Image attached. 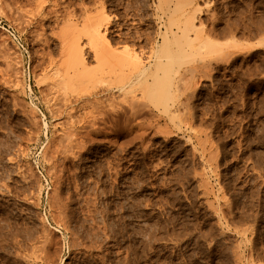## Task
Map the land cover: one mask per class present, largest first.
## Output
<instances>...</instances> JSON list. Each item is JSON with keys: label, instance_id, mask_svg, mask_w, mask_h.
Wrapping results in <instances>:
<instances>
[{"label": "rangeland", "instance_id": "1", "mask_svg": "<svg viewBox=\"0 0 264 264\" xmlns=\"http://www.w3.org/2000/svg\"><path fill=\"white\" fill-rule=\"evenodd\" d=\"M181 2L0 0V264H264V0ZM168 4L180 33L196 15L188 53L209 39L208 54L168 83L113 86L87 17L111 16L114 48L146 58Z\"/></svg>", "mask_w": 264, "mask_h": 264}, {"label": "bare ground", "instance_id": "2", "mask_svg": "<svg viewBox=\"0 0 264 264\" xmlns=\"http://www.w3.org/2000/svg\"><path fill=\"white\" fill-rule=\"evenodd\" d=\"M44 1V0H43ZM57 1V0H56ZM62 1H64V0H62ZM69 1H71V0H69ZM193 1V0H192ZM48 2V1H47ZM47 2H44V3H47ZM59 2V1H58ZM72 2H73V0H72ZM108 2V1H107ZM180 2H181V0H180ZM182 2H184V1H182ZM181 2V3H182ZM41 3V2H40ZM53 3V2H52ZM62 3H64V2H62ZM185 3V2H184ZM57 4V3H56ZM69 4V3H68ZM110 4V3H109ZM180 4V3H179ZM178 6V5H177ZM180 6V5H179ZM184 6V5H183ZM103 7V6H102ZM105 7V6H104ZM136 7H137V5H136ZM171 5L170 4H168V6L166 7V9H165V11H163L164 12V14H163V17L162 18H164L166 21H165V23L163 22V24H164V26H159L158 27V31H157V34L155 35V36H153V37H151V36H146V38H144V36L143 35H139V36H137L138 37V40L137 41H139V40H141V38H144V43H148V42H151L152 43V47H153V50L151 51V53L145 58V55H144V53H141V52H139V51H137V49H135L134 47H128V48H126V49H124L122 52H118L114 47H117V46H114V43L117 41V43H118V41H120V40H117L116 38H111V37H109V33L107 32L108 30H110L109 28H110V26H111V16H109L108 14L106 15V14H104V17H102L101 15V17L99 16V17H87V21L84 19L83 21L85 22H83L84 23V25L85 26H87V22H90L91 23V27H89L90 26V24H89V29H87L86 30V33L85 34H87V36L89 37V39H90V46L92 47V49H93V51H94V54H95V56L97 57V58H105V59H103V61L104 60H114L115 62V64H117V65H119L120 67H115V66H117V65H113V67H114V69L115 68H118V70H113L114 72H116L115 73V78H114V80H113V78H111L112 80H111V84L114 86L115 85V83H116V87H119V88H122V89H125V88H130V86L132 87L133 86V88H134V86H136V87H138L137 85H140L142 82H148V83H151V84H156L157 82V84H159V81H160V79H162L163 81H165L164 79L166 78L167 80H169L170 81V79L168 78L169 76H170V74L172 73L171 71L173 70V72H174V70H180V68H181V64L180 63H182L183 62V60H185L190 54L188 53V47L185 49V45L186 44H188V43H190L189 41H191L192 42V40H190L189 39V37H188V31L190 30V27L192 26L193 27V25L195 24V21L193 20L194 19V17L193 16H196V15H193L192 13H189L190 14V16H186L187 18V20H186V22H185V26L183 27V31H181L182 33H180V30H176L174 27H173V23H174V21L172 20L173 19V14H174V12H175V10H174V12L172 11V9H171ZM181 7V6H180ZM39 8V7H38ZM54 8V7H53ZM57 8V7H56ZM109 8V7H108ZM111 9V8H110ZM174 9V8H173ZM180 9V8H179ZM2 11V10H1ZM56 11V9L54 10V12ZM102 11V10H101ZM181 11V10H180ZM179 11V12H180ZM195 10H193L192 12H194ZM215 11V10H214ZM213 11V12H214ZM261 11V10H260ZM57 12V11H56ZM55 12V13H56ZM49 13V12H48ZM54 13V14H55ZM104 13V12H103ZM102 13V14H103ZM187 13V12H186ZM196 13V12H195ZM194 13V14H195ZM215 13V12H214ZM214 13H213V15H214ZM193 16H192V15ZM264 14V13H263ZM49 15V14H48ZM47 15V16H48ZM96 15V14H95ZM211 15V14H210ZM218 15V14H217ZM75 16V15H74ZM191 16H192V20H189L190 18H191ZM216 16V15H215ZM82 17V16H81ZM118 17V16H117ZM154 18V17H153ZM195 19H196V17H195ZM220 20V19H219ZM202 21H204V20H202ZM208 21V20H207ZM72 22V21H71ZM71 22H69V23H71ZM75 22V21H74ZM116 22V21H115ZM233 22V21H232ZM251 22V21H250ZM256 22V21H255ZM68 23V24H69ZM76 23V25H74V27L72 26V24L70 25L69 24V26H68V24H67V26L68 27H71V29L70 30H67V31H71L72 30V28H73V31H71V32H74L73 34H74V38L73 39H75V40H73V39H71V42H72V44L70 45V54L72 53V59H73V63L72 64H74L75 65V67H77V71H79V77H81V75H82V77L84 76V74L86 73V71L85 72H83L84 70H87V73L89 72L88 71V69H89V64H87V62H86V59H85V56L83 55V48H82V44H81V42H80V37H81V32H80V37H79V34H75V31L76 30H78V32H79V29H80V26H79V24H78V22L76 21L75 22ZM191 23H192V25H191ZM229 23V22H228ZM82 24V23H81ZM120 24V23H119ZM233 24H234V22H233ZM257 24V23H256ZM261 24H262V22H261ZM162 25V24H161ZM230 25V24H229ZM264 25V24H263ZM67 26H66V29H67ZM135 26V25H134ZM195 26V25H194ZM181 27V26H180ZM211 27V26H210ZM233 27V26H232ZM231 27V28H232ZM122 28V27H121ZM120 28V29H121ZM214 28H215V26H214ZM229 28H230V26H229ZM228 28V29H229ZM237 28H239V25L237 26ZM74 29H75V31H74ZM82 29V28H81ZM249 29V28H248ZM113 30V29H112ZM198 30V29H197ZM201 30H203V28L201 27ZM218 30V29H217ZM223 30V29H222ZM232 30V29H231ZM251 30V29H250ZM264 30V29H263ZM122 31V30H121ZM228 31H230V30H228ZM234 31V30H233ZM258 31V30H257ZM70 32V33H71ZM122 32H124V31H122ZM209 32V31H208ZM227 32V31H226ZM250 32V31H249ZM67 33V32H66ZM69 33V32H68ZM84 32H82V34H83ZM128 33H130V32H128ZM133 33V32H132ZM140 33V32H139ZM200 33H201V31H200ZM203 33V32H202ZM218 33V32H217ZM220 33V32H219ZM231 33V32H230ZM260 33V32H259ZM125 34V33H124ZM136 34V33H135ZM142 34V33H141ZM146 34V33H145ZM144 34V35H145ZM155 34V33H154ZM198 34V33H197ZM76 35V36H75ZM229 35V34H228ZM256 35V34H255ZM70 36H72L71 34H70ZM69 36V37H70ZM86 36V35H85ZM125 36V35H124ZM124 36H122V34L120 35V39H122V38H127L126 36L124 37ZM198 36V35H197ZM202 36V35H201ZM207 36H208V34H207ZM133 37V36H132ZM135 37V36H134ZM203 37V36H202ZM198 38H199V36H198ZM200 39V38H199ZM263 39V38H262ZM77 40V41H76ZM98 40H102V42H103V44L105 43V45L104 46H102V44H101V46H102V48L101 47H95L96 46V42H97V45H98ZM129 40H130V38H129ZM131 40H132V38H131ZM135 40V39H134ZM76 41V42H75ZM208 41V42H207ZM206 42H204V43H206V45L204 44L203 46H200L198 49H197V52H195V51H192V54L194 53V54H202V55H205V54H208V53H202V51H203V48H204V50H205V47H210L209 45H211L212 44V42H210L209 41V39L207 40ZM140 42V41H139ZM116 43V44H117ZM68 44H70L69 42H68ZM87 44V43H86ZM85 44V45H86ZM115 44V45H116ZM141 44H143L142 42H141ZM185 44V45H184ZM139 45H140V43H139ZM175 45H178V47H177V49H175ZM213 45V44H212ZM142 46V45H141ZM214 46H215V43H214ZM214 46H211L212 48H210V49H213L214 48ZM207 47V48H208ZM216 47V46H215ZM66 48H67V46H66ZM216 48H218V47H216ZM66 50V49H65ZM208 50V49H207ZM219 50V49H218ZM69 51V50H68ZM213 51H214V49H213ZM212 51V52H213ZM66 52H67V50H66ZM87 52V51H86ZM209 53L211 52L210 50L208 51ZM218 52H221V50H219V51H217V53ZM233 52V51H232ZM216 53V52H215ZM224 53V52H223ZM228 52H226V54H227ZM194 54H193V56H194ZM211 54V53H210ZM213 54V53H212ZM222 54V53H221ZM232 54H234V53H232ZM4 55V54H3ZM67 55H69V54H67ZM215 55V54H214ZM224 55V56H223ZM222 56L225 58V60L227 59V58H229V57H227L225 54H223ZM191 56V55H190ZM193 56H191V57H193ZM222 56H216L217 58L219 57V58H221ZM231 56V55H230ZM203 57V56H202ZM201 57V58H202ZM215 57V58H216ZM7 58V57H6ZM207 58V57H206ZM214 58V57H213ZM216 58V59H217ZM10 59V58H9ZM96 59V58H95ZM100 59V60H101ZM190 59V58H189ZM203 59H205V58H203ZM202 59V60H203ZM216 59H214V60H216ZM19 60V59H18ZM201 60V59H200ZM218 60H222V58L221 59H218ZM217 62V61H216ZM113 63V64H114ZM208 63H210V61L208 62ZM180 64V65H179ZM211 64V63H210ZM207 65V64H206ZM88 66V67H87ZM91 66V65H90ZM201 66V65H200ZM200 66H199V68H200ZM204 66H205V63H204ZM204 66H202V67H204ZM207 67H209V66H207ZM1 68V67H0ZM196 68H198V66H196ZM193 69L192 70V72L193 71H195V70H197V69ZM198 68V69H199ZM204 68H206V66L204 67ZM211 68V67H210ZM66 69H68V66L66 67ZM192 69V68H191ZM190 69V70H191ZM202 69V68H201ZM207 69H209V68H207ZM211 69H214V68H211ZM4 71H6V70H4ZM8 71V70H7ZM6 71V72H7ZM67 71V70H66ZM82 71V72H81ZM101 72H102V70H100ZM199 71V70H198ZM201 71V70H200ZM93 72V71H92ZM100 72V73H101ZM106 72V71H105ZM171 72V73H170ZM184 72H186V71H184ZM191 72V71H190ZM203 72V71H202ZM82 73H84V74H82ZM86 73V77L88 76L89 77V73H90V75H91V70H90V72L87 74ZM95 73H97V72H95ZM183 73V72H182ZM70 74V73H69ZM94 74V73H93ZM101 74H103V73H101ZM105 74V73H104ZM103 74V75H104ZM185 74V73H184ZM183 74V75H184ZM47 75V74H46ZM98 74H96V76H97ZM172 75V74H171ZM193 75V74H192ZM192 75H191V77H192ZM2 76V75H1ZM95 76V77H96ZM107 76V75H106ZM106 76L104 75V76H100L99 78L100 79H102V78H104V79H102V80H106L105 78H106ZM190 76V75H189ZM199 76V75H198ZM204 76H205V74H204ZM203 76V77H204ZM7 77H9V76H7ZM45 77V76H44ZM49 77H50V75H49ZM85 77V78H86ZM180 77H183L184 79H182V81L184 80H186V78L185 77H187V76H180ZM208 77V76H207ZM52 78V77H51ZM90 78V77H89ZM94 78V77H93ZM170 78L172 79V76H170ZM188 78V77H187ZM194 78V77H193ZM5 79V78H4ZM3 79V80H4ZM7 79V78H6ZM54 79V78H53ZM88 79V78H87ZM108 79H109V77H108ZM107 79V80H108ZM190 79V78H189ZM189 79H187L188 80V82H189ZM192 79V78H191ZM196 79V78H195ZM42 80V79H41ZM101 80V81H102ZM161 80V81H162ZM165 81V83H168V81ZM73 81V80H72ZM81 81V80H80ZM161 81H160V83H161ZM197 80H195V82H196ZM57 82H59V81H57ZM107 82V81H106ZM105 82V86L106 85H110V84H107ZM108 82H110L109 80H108ZM112 82H115L114 84L112 83ZM187 81H185V83H186ZM53 83V82H52ZM61 83V82H60ZM103 83V82H102ZM140 83V84H139ZM145 83L142 85L143 87L145 86ZM55 84H57L56 82H55ZM74 84V83H73ZM163 84H164V82H163ZM187 84V83H186ZM5 85H7V84H5ZM183 85V84H182ZM191 84H189V86H190ZM195 85V84H194ZM98 86V85H97ZM101 86H102V84H101ZM112 86V87H113ZM192 86V85H191ZM190 86V87H191ZM56 87H58V85H56ZM103 87V86H102ZM135 87V88H136ZM142 87V88H143ZM158 88H160L161 86H157ZM180 87V86H179ZM182 87V86H181ZM188 87V86H187ZM49 88V87H48ZM51 88V87H50ZM105 88V87H104ZM127 88V89H128ZM132 88V89H133ZM162 88V87H161ZM55 89V88H54ZM53 89V90H54ZM157 89V88H156ZM94 90V89H93ZM96 90H97V87H96ZM95 90V91H96ZM106 90V89H105ZM117 90V89H116ZM142 90V89H141ZM50 91H52V90H50ZM90 91H92V90H90ZM94 91V92H95ZM104 91V90H103ZM139 91V90H138ZM137 91V92H138ZM163 91V90H162ZM161 91V92H162ZM165 91V90H164ZM188 91V90H187ZM88 92H89V90H88ZM157 92H158V89H157ZM156 92V93H157ZM44 93H46V92H44ZM48 93V92H47ZM91 93H93V92H90V94ZM96 93V92H95ZM134 93V92H133ZM159 93V92H158ZM157 93V94H158ZM185 93V92H184ZM103 94V93H102ZM136 95H137V93H135ZM162 94V93H161ZM46 95V94H45ZM182 95V94H181ZM133 96V95H132ZM50 97H52L51 95H50ZM93 97V96H92ZM49 98V97H48ZM136 98V97H135ZM138 98V97H137ZM164 98V97H163ZM46 99V98H45ZM50 99V98H49ZM98 99V100H97ZM97 99H95V100H97V101H99V98H97ZM126 99V98H125ZM124 99V100H125ZM132 99V98H131ZM14 100V99H13ZM89 100V99H88ZM124 100H123V102H124ZM129 100V99H128ZM132 100H134V102L136 103L137 101H135V99H132ZM131 100V101H132ZM155 100H156V98H155ZM19 101V100H18ZM86 101V100H85ZM139 101V100H138ZM157 101L158 100H156V103H157ZM20 102V101H19ZM119 102V101H118ZM122 102V103H123ZM128 102H130V100L128 101ZM140 102V101H139ZM51 103V102H50ZM112 103V102H111ZM127 103V102H126ZM134 103V104H135ZM21 105H22V103H20ZM72 104V103H71ZM101 104V103H100ZM99 104V105H100ZM119 104V103H118ZM117 104V105H118ZM121 104V103H120ZM124 104V103H123ZM130 104H132V106H134V108H135V105L133 104V103H130ZM127 105V107L128 106H131V105ZM98 105V106H99ZM108 105V104H107ZM113 105H115V104H113ZM122 105V104H121ZM120 105V106H121ZM125 105V104H124ZM138 105V104H137ZM16 104H15V108H16ZM24 106V105H23ZM60 106V105H59ZM67 106V105H66ZM18 107V106H17ZM55 107V106H54ZM62 107V106H61ZM65 107V106H64ZM100 107V106H99ZM99 107H97L98 109H100ZM115 107L116 106H113L112 108H114L115 109ZM118 107V106H117ZM63 108V107H62ZM67 108H68V106H67ZM73 108V107H72ZM96 108V109H97ZM111 108V109H112ZM122 108V107H121ZM17 109V108H16ZM56 109V108H55ZM113 109V110H114ZM119 109V108H118ZM125 109V108H124ZM103 110H105V109H103ZM102 110V111H103ZM116 110V109H115ZM123 110V109H122ZM134 110H137V107H136V109H134ZM139 110V109H138ZM59 111H61V109L59 108ZM125 111H126V109H125ZM27 112V111H26ZM62 112V111H61ZM65 112V111H64ZM107 112V111H106ZM111 112V111H110ZM115 111H113V113H114ZM25 113V112H24ZM59 113V112H58ZM58 113H56V114H58ZM70 113V112H69ZM98 113H99V111H98ZM102 113V112H101ZM104 113V112H103ZM100 114V113H99ZM107 114V113H106ZM105 114V115H106ZM111 114V113H110ZM117 114V113H116ZM120 114V113H119ZM122 114V113H121ZM121 114H120V116H121ZM139 114H140V112H139ZM93 115V114H92ZM91 115V116H92ZM100 115H102V114H100ZM99 115V116H100ZM104 115V114H103ZM81 116V115H80ZM84 116V115H83ZM91 116H90V118H91ZM96 116V115H95ZM139 116V115H138ZM79 117V116H78ZM135 117H136V115H135ZM83 117H81L80 119H82ZM102 118V117H101ZM101 118H99L98 120H100ZM73 119V118H72ZM74 119H77V118H75L74 117ZM73 119V120H74ZM83 119H85V118H83ZM79 120V119H78ZM96 120V119H95ZM102 120V119H101ZM100 120V121H101ZM80 121V120H79ZM71 122V121H70ZM78 122V121H77ZM103 122H104V120H103ZM138 122V121H137ZM95 123H97V122H95ZM139 123V122H138ZM71 124V123H70ZM89 125H90V123H88ZM92 124V123H91ZM96 125H98V124H96ZM84 126V125H83ZM88 126V125H87ZM95 126V125H94ZM86 127V126H85ZM89 127V126H88ZM96 127V126H95ZM138 127V126H137ZM80 128V127H79ZM99 128V127H98ZM70 129V128H69ZM74 129V128H73ZM88 129V128H87ZM90 129V128H89ZM75 130V129H74ZM86 130V129H85ZM92 130V129H91ZM64 131V130H63ZM80 132V131H79ZM93 132V131H92ZM141 132V131H140ZM75 133V132H74ZM89 133H90V131H89ZM143 133V132H142ZM78 134V133H77ZM84 134V133H83ZM88 134V132L86 133V135ZM70 135V134H69ZM75 135H76V133H75ZM75 135H73V137L75 136ZM85 135V136H86ZM143 135V134H142ZM71 136H72V134H71ZM89 136H90V134H89ZM138 136V135H137ZM136 136V137H137ZM63 137V136H62ZM65 137V136H64ZM63 137V138H64ZM68 137V136H67ZM80 137V136H79ZM82 137V136H81ZM88 137V136H87ZM65 139H67V138H65ZM76 140H78V139H76ZM79 141H80V138H79ZM55 142H57V141H55ZM61 142H64V140L63 141H61ZM73 142H74V140H73ZM77 142V141H76ZM67 143V142H66ZM59 144V143H58ZM63 144V143H62ZM78 144H79V142H78ZM82 144H84V143H82ZM61 145V144H60ZM71 145H72V143H71ZM81 145V144H80ZM56 146V145H55ZM75 146V145H74ZM76 146H79V145H76ZM58 147V146H57ZM62 147V146H61ZM64 147H65V145H64ZM81 147V146H80ZM83 147V146H82ZM74 148V147H73ZM53 149V148H52ZM59 150V149H58ZM57 150V151H58ZM66 150V149H65ZM69 150H70V148H69ZM56 151V150H55ZM64 151V150H63ZM72 151V150H71ZM70 152V151H69ZM53 153V152H52ZM57 153V152H56ZM56 153H54V154H56ZM59 154V153H58ZM72 154V153H71ZM46 155V154H45ZM50 156V155H49ZM53 156V155H52ZM67 157H68V155H67ZM66 157V158H67ZM55 158H56V155H55ZM52 159V158H51ZM64 160V159H63ZM58 162V161H57ZM51 163V162H50ZM55 166V165H54ZM57 166H58V164H57ZM65 166V165H64ZM60 167V166H59ZM20 168V167H19ZM52 169H53V167H52ZM66 169V168H65ZM50 170V169H49ZM57 170V169H56ZM62 170V169H61ZM56 173V172H55ZM57 174V173H56ZM57 182V181H56ZM60 185V184H59ZM62 187V186H61ZM5 188V187H4ZM57 189V188H56ZM59 189V188H58ZM34 191H36V190H34ZM38 191V190H37ZM55 192H57V191H55ZM54 193V192H53ZM56 194V193H55ZM59 195H60V193H59ZM58 197V196H57ZM36 198V197H35ZM52 198V197H51ZM61 201V200H60ZM59 202V201H58ZM55 203V202H54ZM56 208V207H55ZM58 208V207H57ZM59 208H61V207H59ZM64 208V207H63ZM64 210V209H63ZM62 211V210H61ZM63 212V211H62ZM61 213V212H60Z\"/></svg>", "mask_w": 264, "mask_h": 264}]
</instances>
